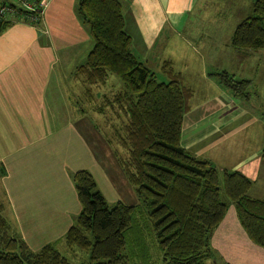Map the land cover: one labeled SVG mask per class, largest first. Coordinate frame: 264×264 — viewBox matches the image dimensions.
I'll return each instance as SVG.
<instances>
[{"label": "crops", "instance_id": "obj_1", "mask_svg": "<svg viewBox=\"0 0 264 264\" xmlns=\"http://www.w3.org/2000/svg\"><path fill=\"white\" fill-rule=\"evenodd\" d=\"M254 1L123 0L124 31L136 58L160 82L168 80L163 65L170 62L193 91L180 145L212 164L224 156L217 148L224 149L230 138L256 121L233 107V93L211 75L224 61L244 62L252 56L253 50L232 47L231 37ZM12 22L0 29L1 214L31 251L48 244L59 251L81 210L72 174L85 170L97 186L102 181L116 187L82 131L85 114L78 109L87 85L74 74L93 43L77 13V0H48L36 26ZM191 61L201 69L192 70ZM205 62L211 65L205 67ZM244 145L237 164L226 167L252 181L251 198L264 200L262 147L253 153L250 143ZM231 150L235 152H226ZM210 245L216 264H264V248L250 240L233 205L213 231Z\"/></svg>", "mask_w": 264, "mask_h": 264}, {"label": "trees", "instance_id": "obj_2", "mask_svg": "<svg viewBox=\"0 0 264 264\" xmlns=\"http://www.w3.org/2000/svg\"><path fill=\"white\" fill-rule=\"evenodd\" d=\"M77 13L93 46L75 75L88 87L105 84L109 76L123 84L122 90L105 96L97 113L110 107L114 119L122 123L121 132L113 135L124 156L114 154L140 205L118 202L110 207L88 171L72 174L81 210L63 237L66 247L88 252L91 264H126V233L136 226V214L142 209L162 255L161 264H216L211 236L233 205L250 240L264 248V200L250 197L252 181L241 172L218 171L180 145L193 91L170 62L163 65L168 80L160 82L136 58L124 31L123 0H77ZM11 23L0 18V29ZM231 45L238 51H264V0L252 3L249 16L234 30ZM211 75L234 95H248L243 90L250 81L235 80L225 71ZM261 156L264 159V136ZM138 236L144 250L146 241ZM0 264L71 262L53 244L31 251L0 208Z\"/></svg>", "mask_w": 264, "mask_h": 264}, {"label": "rangeland", "instance_id": "obj_3", "mask_svg": "<svg viewBox=\"0 0 264 264\" xmlns=\"http://www.w3.org/2000/svg\"><path fill=\"white\" fill-rule=\"evenodd\" d=\"M92 48V47H91ZM252 56L249 61L244 62H223L225 66L219 69L217 72H221L225 69L230 75H234L235 80H249L250 83L244 86L243 92L248 94L246 97L232 95L233 107L237 111L242 110L247 112V118L253 117L256 121L250 126V128L244 130L243 132L230 138L227 143L222 147L217 148L215 151L222 153L224 156L222 159L228 157L227 161H222L218 163L217 161L213 165L221 171L223 169H228L226 166L236 165L239 156L245 154V142L250 143V149L262 147L263 136H264V51L257 50L252 52ZM191 55V54H189ZM193 64L190 65L192 70L201 69L197 61H191ZM207 63V64H206ZM206 66L211 65L209 62H205ZM216 72V71H213ZM75 78L81 79L74 74ZM69 77V79H72ZM217 78V77H216ZM82 80V79H81ZM93 87V88H92ZM94 86L90 88L86 86V95L83 103H79V110H83L85 114V127H82V131L86 136L88 142L92 146L94 152L96 153L98 159L106 167L113 182L116 184L115 189L106 187L99 181L98 190L106 195V200L108 205L111 207L114 203L121 201L127 205H140V201L135 195L134 187L131 186L125 179L121 167L119 166L117 160L118 157L115 156L114 152L124 156L122 149L116 144L115 137L117 133L121 132V121L119 119H114L115 115L110 107L104 110L103 114H98L97 109L99 105L105 103V96H111L112 94L123 89V84L119 78L115 76H109L107 82L102 85ZM87 89L89 91H87ZM96 93H99L96 94ZM99 96V100H96V96ZM104 96V97H103ZM82 107V108H81ZM83 114V115H84ZM115 131V137L113 135ZM114 138H113V137ZM112 138V139H111ZM235 148L233 150L226 152V149ZM252 153V154H253ZM242 154V155H243ZM117 177V178H116ZM120 197V200L118 198ZM149 220L147 214L144 210H139L136 214V226H134L130 232L126 233V238L128 242V249L126 250V256L128 257L126 264H161L162 255L158 252L156 245L154 244V236L149 228ZM143 235L146 246L142 250L140 238L138 236ZM60 253L64 255L71 264H91L88 252H76V256L72 257L71 252H67V247L65 244L58 247ZM144 251V252H143Z\"/></svg>", "mask_w": 264, "mask_h": 264}, {"label": "built area", "instance_id": "obj_4", "mask_svg": "<svg viewBox=\"0 0 264 264\" xmlns=\"http://www.w3.org/2000/svg\"><path fill=\"white\" fill-rule=\"evenodd\" d=\"M47 5L48 0H0V18L37 24L42 21Z\"/></svg>", "mask_w": 264, "mask_h": 264}]
</instances>
